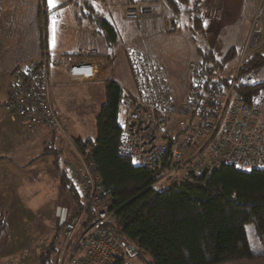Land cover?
Segmentation results:
<instances>
[{
	"label": "built area",
	"instance_id": "obj_1",
	"mask_svg": "<svg viewBox=\"0 0 264 264\" xmlns=\"http://www.w3.org/2000/svg\"><path fill=\"white\" fill-rule=\"evenodd\" d=\"M86 1L105 12L125 1L127 5L120 9L131 21L153 14L152 8L130 3L135 0ZM153 2L166 3L165 0ZM166 4L171 14L166 24L173 29L178 19ZM209 8L208 4L200 7L204 14ZM43 11L45 15L47 10ZM262 48L264 9L259 8L251 21L234 75L208 81L203 66L193 65L192 80L180 94H176L164 64L143 55H129L133 86L132 89L122 86L118 155L157 172L154 186L194 183L225 165L241 171L263 168L264 98L258 95L248 98L244 88L259 83L253 73L241 75L243 66L251 59L263 58L259 52ZM59 66V60L44 49L38 62L15 74L5 104L11 122L20 123L28 131L46 127L64 132L51 98L56 86L54 74ZM102 72L98 57L86 50L72 56L67 67L72 85L105 83ZM170 129L178 132L170 136ZM183 131L184 135L180 136ZM71 180L76 189H84L83 203L71 220L61 223L64 243L56 264H136L128 243L113 231L116 218L111 210L112 196L81 154H77Z\"/></svg>",
	"mask_w": 264,
	"mask_h": 264
},
{
	"label": "rangeland",
	"instance_id": "obj_2",
	"mask_svg": "<svg viewBox=\"0 0 264 264\" xmlns=\"http://www.w3.org/2000/svg\"><path fill=\"white\" fill-rule=\"evenodd\" d=\"M245 1L251 5L254 0ZM195 2L191 0V8ZM218 2L216 5L208 3L212 8L204 14L203 29L194 27L186 12L181 16L176 15V26L168 28L166 23L171 14L164 2H153V6H159L161 14L154 15L153 11L152 15L142 16L136 21L124 16V21L120 20L117 26L119 39L114 45V50L123 45L124 51L119 47L120 59L116 61L111 57L106 62V79L119 81L125 86L128 82L132 84L128 57L131 54L143 55L165 65L176 94H180L192 80L191 67L202 63L203 55L211 52L215 63H205L217 67L215 78H231L244 39L248 36H245L247 22L240 18L235 23L233 20L228 24L218 22L212 27L210 24L215 22L217 13L225 12L228 8L225 0ZM118 5L119 8L114 7L108 12L121 11L120 8L127 3L123 1ZM42 7L45 6L41 0V8H38L40 40L47 23L46 16L41 15L45 9ZM259 8L264 9V0H258L256 9ZM59 16L62 17V13ZM250 26L251 22L248 33ZM11 27L0 44V264H42L43 259V264H56L64 243L61 223L65 219L71 220L79 210L69 182L77 154L80 155L75 147L76 140L86 141L97 137L96 119L105 103V91L103 85L68 87L56 95L51 91L53 107L62 123L63 133L46 127L28 131L20 123L11 122L5 112V103L15 81L17 67L20 70L29 67L31 64L27 60L38 50L37 31L33 23L13 22ZM231 50H235V53L227 60ZM259 52L264 61V48ZM102 53L94 54L105 59ZM67 67H64L66 71ZM60 68L63 66L60 65ZM253 75L259 84L264 83V67L253 72ZM258 97L264 98V90ZM41 129L45 132L43 138ZM177 132L170 129L168 134L171 136ZM183 135L184 131L180 136ZM43 139L47 141L43 142ZM76 190L79 202L83 203L84 189ZM247 229L256 250L258 245L255 243L254 225H248ZM131 259L136 264H147L135 256Z\"/></svg>",
	"mask_w": 264,
	"mask_h": 264
},
{
	"label": "trees",
	"instance_id": "obj_3",
	"mask_svg": "<svg viewBox=\"0 0 264 264\" xmlns=\"http://www.w3.org/2000/svg\"><path fill=\"white\" fill-rule=\"evenodd\" d=\"M165 1L177 16L186 12L194 27L203 29L204 0H196L193 8L191 0ZM84 4L96 11L87 1ZM93 13L90 17L99 19L107 40L115 43L116 29ZM234 53L231 50L227 60ZM211 61L215 63L212 52L203 55L200 63L208 81L217 71L216 66L206 65ZM262 67V58L255 57L243 66L241 75ZM262 90L264 83L243 92L252 98ZM122 94L120 84L106 82L105 103L96 119L97 137L76 140L75 147L111 194L113 231L128 243L131 257L147 264H232L264 258V167L241 171L225 165L194 183L154 186L157 172L118 155ZM69 182L80 209L71 178ZM250 224L255 228L256 250L247 229Z\"/></svg>",
	"mask_w": 264,
	"mask_h": 264
},
{
	"label": "crops",
	"instance_id": "obj_4",
	"mask_svg": "<svg viewBox=\"0 0 264 264\" xmlns=\"http://www.w3.org/2000/svg\"><path fill=\"white\" fill-rule=\"evenodd\" d=\"M43 1L45 7L42 8H45L47 10V13L45 14L47 23L45 25V29L43 27L40 40L39 32L41 28L38 27V8H41V0H0V28L2 30V34L0 36V44L6 37V34L12 28L11 24L13 22L26 24L33 23V27L37 31L36 42H38V50L36 54L27 61L30 64L38 62L42 56L43 50L46 49L49 55L52 58L59 60L60 65L63 66V68H60L59 66V68L55 70L54 81L56 86L52 90L53 94L55 93L56 95L59 91H63L68 87H83L86 85L87 87L89 85H103L105 91V85L107 81H114L121 86H127L126 88L132 89L133 83L131 84L128 82V85L125 86L119 81L106 79L105 77L108 68V61L111 60V57H113V60L116 61L120 59L119 54H121V51L119 52V47H122L121 49L124 51L123 45L117 47L114 50V45L117 44L119 39L117 26L120 23V20L124 21L125 18L124 14L120 10H115L112 12L99 11L98 9H95L96 11L89 10L84 7V2H86V0H53V4L55 6H52L49 3V0H42V2ZM225 1L227 2L228 6L227 10L225 12H220L219 14L217 13L216 19L214 20L215 22L212 21L210 25H212L213 27L214 25L218 24V22L228 24V22H230L231 20H233V23H235L238 21V19L241 18L244 19V21L246 20L247 22V29L245 33L246 36L248 34L250 22L255 14L258 0H254L251 5H247L245 0ZM130 3L142 7H152L154 15L155 13L161 14V10H159L158 8L159 6H153L154 4L153 2H151V0H135L134 2ZM208 3L215 5L219 4L218 0H204L203 5ZM211 6L212 5H210V7ZM116 7H119V5ZM93 12H98L100 18H102V21H106L116 29L118 38L115 43H111L107 40V37L100 25L99 19L94 20V18L90 17V14H94ZM61 13L62 17L59 16ZM41 15L43 16V13ZM83 50L91 51L95 54H98V52H105L102 53L104 54L105 59H102L100 57L101 55H97L101 65L103 66L101 79H104L106 81L105 83L95 82L83 85L69 84L68 76L66 73L67 71L64 67L65 65L69 64L70 58L72 56H74L77 52ZM17 68L16 69L18 71L16 70V73L20 71L19 66ZM52 97L53 96L51 95V98ZM42 131L43 130L41 129V138H43V134H45V132ZM44 141L47 140L43 139V142ZM7 160L12 163L15 162L11 158H7ZM232 264H264V258L255 261H243Z\"/></svg>",
	"mask_w": 264,
	"mask_h": 264
},
{
	"label": "snow or ice",
	"instance_id": "obj_5",
	"mask_svg": "<svg viewBox=\"0 0 264 264\" xmlns=\"http://www.w3.org/2000/svg\"><path fill=\"white\" fill-rule=\"evenodd\" d=\"M49 3H50L52 6H55V5L53 4V0H49ZM177 3H179V0H177Z\"/></svg>",
	"mask_w": 264,
	"mask_h": 264
}]
</instances>
